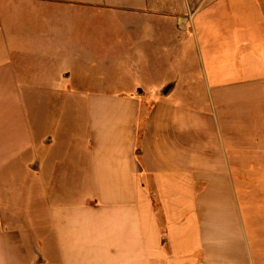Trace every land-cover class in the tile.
<instances>
[{"label":"crops","instance_id":"0c3cea01","mask_svg":"<svg viewBox=\"0 0 264 264\" xmlns=\"http://www.w3.org/2000/svg\"><path fill=\"white\" fill-rule=\"evenodd\" d=\"M223 1L0 0V264H264Z\"/></svg>","mask_w":264,"mask_h":264},{"label":"rangeland","instance_id":"374dc122","mask_svg":"<svg viewBox=\"0 0 264 264\" xmlns=\"http://www.w3.org/2000/svg\"><path fill=\"white\" fill-rule=\"evenodd\" d=\"M220 12L210 21L222 25L218 35L227 55L223 61L212 55V62L204 61L203 66L208 71H223L228 80L226 101L219 109L237 164L264 167V0H224ZM218 35L211 30L212 39ZM256 42H261L259 47ZM217 47L211 45L212 50ZM196 64L203 69L201 61ZM239 176L243 183L264 181V173Z\"/></svg>","mask_w":264,"mask_h":264}]
</instances>
